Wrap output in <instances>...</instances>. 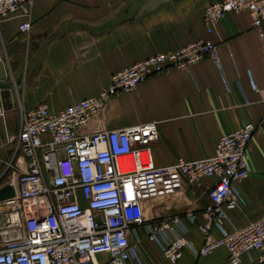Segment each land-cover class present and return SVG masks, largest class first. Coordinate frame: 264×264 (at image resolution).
<instances>
[{
  "label": "built area",
  "instance_id": "1",
  "mask_svg": "<svg viewBox=\"0 0 264 264\" xmlns=\"http://www.w3.org/2000/svg\"><path fill=\"white\" fill-rule=\"evenodd\" d=\"M32 5V0H0V38L2 25L13 18L20 19V33L30 32ZM244 12L264 51V0L209 3L203 13L207 34L227 14ZM205 57L219 69V50L210 39L127 66L111 76L98 96L75 100L58 111L45 103L19 107L18 132L5 137L11 148L6 171L15 168L18 175L10 184L13 197L0 201V264H144L145 239L171 264L187 248L200 257L223 248L228 264H243L242 256L256 253L264 264V216L238 227L227 214L244 202L237 186L250 176L247 147L254 124L225 133L210 157L178 159L157 168L151 150L160 136L156 122L106 129L102 118L111 97L130 94L149 78L171 70L189 72ZM0 62L13 79L3 42ZM248 76L252 90L264 94ZM6 112L0 95V118ZM93 123L96 128L90 130ZM162 178L170 181L162 184ZM204 178L213 183L203 194L208 201L199 229L205 242L196 250L183 224L184 219L194 224L195 214L147 218L143 205L178 189L179 180L197 185ZM212 229L219 232L218 239Z\"/></svg>",
  "mask_w": 264,
  "mask_h": 264
},
{
  "label": "crops",
  "instance_id": "2",
  "mask_svg": "<svg viewBox=\"0 0 264 264\" xmlns=\"http://www.w3.org/2000/svg\"><path fill=\"white\" fill-rule=\"evenodd\" d=\"M32 1L29 33L18 31L17 18L2 25L0 51L3 42L12 73L22 75V81L13 108L0 118V187L14 184L18 175L15 168L6 171L11 148L5 137L18 132L20 106L30 109L45 103L58 111L75 100L98 96L111 76L127 66L210 39L219 50V69L205 57L189 72L171 70L149 78L130 94L111 97L102 114L105 128L156 122L160 136L151 146L152 156L155 167L164 168L178 159L210 157L221 136L254 124L247 147L250 176L237 186L244 202L227 214L238 227L264 216V94L252 90L248 76L264 89V51L247 12L227 14L209 35L204 9L219 0H173L137 21H129L136 0ZM94 128L95 123L90 130ZM167 181L161 179L162 184ZM212 183L207 178L197 185L179 180L178 189L146 200L144 214H195L194 224L185 219L183 224L197 250L205 242L199 229L205 224L201 212L208 201L203 194ZM211 235L220 237L215 229ZM141 254L144 264H171L146 239ZM242 262L260 264L256 253L242 256ZM176 264H228V255L219 248L200 257L187 248Z\"/></svg>",
  "mask_w": 264,
  "mask_h": 264
},
{
  "label": "water",
  "instance_id": "3",
  "mask_svg": "<svg viewBox=\"0 0 264 264\" xmlns=\"http://www.w3.org/2000/svg\"><path fill=\"white\" fill-rule=\"evenodd\" d=\"M137 6L130 16L129 21H137L143 16L155 12L161 6L172 3L173 0H136ZM14 74V73H13ZM22 81V75L13 79L7 75L6 66L0 62V95L2 98V105L6 111L13 108L14 101L17 99L18 87ZM14 190L12 185H6L0 189V201L13 197Z\"/></svg>",
  "mask_w": 264,
  "mask_h": 264
},
{
  "label": "rangeland",
  "instance_id": "4",
  "mask_svg": "<svg viewBox=\"0 0 264 264\" xmlns=\"http://www.w3.org/2000/svg\"><path fill=\"white\" fill-rule=\"evenodd\" d=\"M149 200H150V199H149ZM149 214L151 215V214H152V212H151V213L149 212ZM147 216H149V215L147 214ZM147 218H150V217H147Z\"/></svg>",
  "mask_w": 264,
  "mask_h": 264
}]
</instances>
